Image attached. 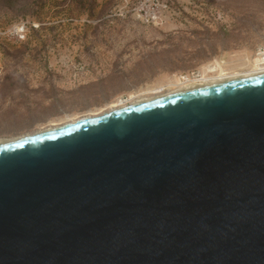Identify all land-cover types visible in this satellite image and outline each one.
Masks as SVG:
<instances>
[{"label":"water","instance_id":"obj_1","mask_svg":"<svg viewBox=\"0 0 264 264\" xmlns=\"http://www.w3.org/2000/svg\"><path fill=\"white\" fill-rule=\"evenodd\" d=\"M0 264H264V73L1 140Z\"/></svg>","mask_w":264,"mask_h":264},{"label":"rangeland","instance_id":"obj_2","mask_svg":"<svg viewBox=\"0 0 264 264\" xmlns=\"http://www.w3.org/2000/svg\"><path fill=\"white\" fill-rule=\"evenodd\" d=\"M261 46L264 0H0V66L38 53L0 92V141L250 70Z\"/></svg>","mask_w":264,"mask_h":264},{"label":"bare ground","instance_id":"obj_3","mask_svg":"<svg viewBox=\"0 0 264 264\" xmlns=\"http://www.w3.org/2000/svg\"><path fill=\"white\" fill-rule=\"evenodd\" d=\"M256 56H257V59H255L253 61L252 65L250 67V70L242 71V72H239L235 75L231 74L232 76H227V75H223V74L217 75L216 74L217 70L215 68L208 67L207 71L205 70L204 74L201 76V79H198L200 77L189 79L188 82L185 85H183L182 88L179 90H183V89H187V88H191V87H195V86H200V85L203 86L205 83L212 84L216 81L230 80V79H236V78H237V80H240V77H248V76L262 74V73H264V54L257 52ZM210 74H212V76H210ZM198 82H202V83L197 84ZM179 90H177V91H179ZM177 91H175V92H177ZM170 94H172V93H170ZM158 98H160V97H158ZM152 99H156V98L143 99L141 101H148V100H152ZM141 101H138V102H141ZM16 140H18V139H16Z\"/></svg>","mask_w":264,"mask_h":264},{"label":"trees","instance_id":"obj_4","mask_svg":"<svg viewBox=\"0 0 264 264\" xmlns=\"http://www.w3.org/2000/svg\"><path fill=\"white\" fill-rule=\"evenodd\" d=\"M7 2H14L15 0H5ZM95 0H93L94 4ZM6 56L9 58H12V63H5L0 66V88L3 94L4 92L7 91L6 86L8 85V82L18 85L14 82V79L19 78V79H24V75H19L18 73L20 72L18 65L20 62H23V60L26 59L27 56L32 55L34 58L38 56V53L36 52H28L26 49H15L11 48L9 50H4ZM17 67V68H16ZM22 73V72H20ZM11 84V85H12ZM13 92L12 90H10Z\"/></svg>","mask_w":264,"mask_h":264},{"label":"built area","instance_id":"obj_5","mask_svg":"<svg viewBox=\"0 0 264 264\" xmlns=\"http://www.w3.org/2000/svg\"><path fill=\"white\" fill-rule=\"evenodd\" d=\"M257 52L264 54V46L259 47Z\"/></svg>","mask_w":264,"mask_h":264}]
</instances>
